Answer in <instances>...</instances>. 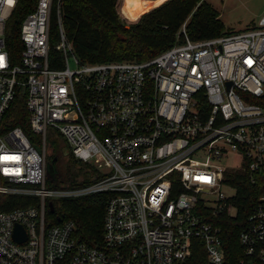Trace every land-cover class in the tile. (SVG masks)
Here are the masks:
<instances>
[{"label":"built area","instance_id":"built-area-1","mask_svg":"<svg viewBox=\"0 0 264 264\" xmlns=\"http://www.w3.org/2000/svg\"><path fill=\"white\" fill-rule=\"evenodd\" d=\"M18 1L0 0V195L38 202L0 211V264H177L198 240L210 264H225L213 219L238 215L234 181L247 175L255 184L264 174V17L249 31L201 41L184 24L151 60L85 64L63 29L61 0H37L17 62L6 34ZM23 95L30 135L9 116ZM49 130L100 179L49 188ZM96 194L108 196L101 245L78 239L71 220L48 222L56 201ZM239 238L236 264H264V192Z\"/></svg>","mask_w":264,"mask_h":264},{"label":"trees","instance_id":"trees-1","mask_svg":"<svg viewBox=\"0 0 264 264\" xmlns=\"http://www.w3.org/2000/svg\"><path fill=\"white\" fill-rule=\"evenodd\" d=\"M124 1L61 0L62 26L82 63L151 60L176 44L178 34L184 24H186L187 35L193 41L230 35L226 32L219 12L206 0H166L167 2H162L163 4L155 3L154 0H137L141 2L144 11L134 19L124 14ZM36 3L37 0H19L8 21L6 43L10 55L17 62L23 48V42L20 39L21 25L25 17L34 11ZM59 37L60 24L55 6L52 16V46L59 41ZM254 101L262 104L261 99ZM9 114L12 116L11 127H22L27 135H30L29 115L24 95L16 99ZM62 143L60 154L65 150L68 151V156L65 158L67 161L70 158L75 159L69 146L65 142ZM57 155L59 153L54 154L53 158L50 157L51 161ZM88 168L92 172L88 173L83 168L79 171L83 176L80 182L66 186L60 170L58 176L56 174L48 176L47 186L49 188L54 186L80 188L90 185L99 180L100 176L93 167L88 165ZM240 178L243 179L242 182L241 180L239 182V178L234 181V184L240 188L236 199L238 215L213 219L216 225L222 227L226 252L225 264H236L242 258L243 249L239 237L247 225L252 206L264 192L263 173L256 174L255 184L251 183L247 175ZM57 179L60 182L58 186L55 183ZM107 200L106 194L90 195L78 199H61L55 202L56 216L49 213L47 220L56 224L60 223V219L71 220L76 224L78 239L90 246L101 245ZM37 202L38 198L34 196L0 195V211L29 207ZM177 264H210L204 243L196 241L188 260Z\"/></svg>","mask_w":264,"mask_h":264},{"label":"rangeland","instance_id":"rangeland-1","mask_svg":"<svg viewBox=\"0 0 264 264\" xmlns=\"http://www.w3.org/2000/svg\"><path fill=\"white\" fill-rule=\"evenodd\" d=\"M163 1L167 2L168 0L167 1L154 0L155 3H162ZM206 1L212 4V6L219 12L220 19L225 25L226 32L230 34L249 31L256 25H258V22L264 17V0H206ZM140 3L137 0H125L123 4L124 14L128 16L130 19L136 18L140 13L144 11L142 10V5ZM127 26L129 27L128 24ZM70 61H72V58H70ZM47 140H48L47 141V154H48L47 172H48V167L51 164V162L54 160L53 159L51 161L50 157H52L54 154L61 153L59 152L61 150L60 146H63L62 142L64 140L61 137L57 138L52 130H49ZM81 168L85 169L88 173L92 172V170L88 168L87 164L81 163L73 158H70V160L68 161L66 159L61 161L59 165V171L61 170V174L63 176V180L66 186H70L72 185V183L75 182H80L81 179H83L82 174H80L79 172ZM55 182L57 184H60L58 179L55 180ZM224 192L227 195L235 194V192L231 189H224Z\"/></svg>","mask_w":264,"mask_h":264},{"label":"water","instance_id":"water-1","mask_svg":"<svg viewBox=\"0 0 264 264\" xmlns=\"http://www.w3.org/2000/svg\"><path fill=\"white\" fill-rule=\"evenodd\" d=\"M56 162V159H54L51 164H54ZM48 176L49 175H54V171L51 169L50 165L48 167ZM49 207H50V212L51 213H54L55 212V208H54V205L53 203H50L49 204ZM14 238L16 239V241L22 243L25 241L26 239V236H25V231L23 229V227L21 225H17L16 226V229H15V233H14Z\"/></svg>","mask_w":264,"mask_h":264},{"label":"flooded vegetation","instance_id":"flooded-vegetation-1","mask_svg":"<svg viewBox=\"0 0 264 264\" xmlns=\"http://www.w3.org/2000/svg\"><path fill=\"white\" fill-rule=\"evenodd\" d=\"M68 156V151H62V154L57 155L54 157L56 159V162L54 164H50L51 169L54 171V174L58 176L59 174V165L62 160H64Z\"/></svg>","mask_w":264,"mask_h":264},{"label":"snow or ice","instance_id":"snow-or-ice-1","mask_svg":"<svg viewBox=\"0 0 264 264\" xmlns=\"http://www.w3.org/2000/svg\"><path fill=\"white\" fill-rule=\"evenodd\" d=\"M0 59H2V58H0Z\"/></svg>","mask_w":264,"mask_h":264}]
</instances>
